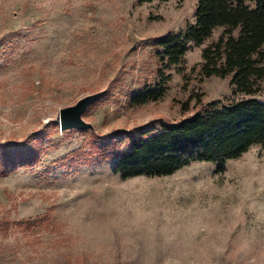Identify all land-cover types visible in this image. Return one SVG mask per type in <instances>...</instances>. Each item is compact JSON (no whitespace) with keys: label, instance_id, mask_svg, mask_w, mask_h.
I'll return each instance as SVG.
<instances>
[{"label":"rangeland","instance_id":"374dc122","mask_svg":"<svg viewBox=\"0 0 264 264\" xmlns=\"http://www.w3.org/2000/svg\"><path fill=\"white\" fill-rule=\"evenodd\" d=\"M196 5L0 0V158L36 156L15 167L0 160V264H264L263 142L222 170L193 160L171 174L123 177L115 158L96 160L95 143L115 130L122 133L109 147L118 151L126 133L209 102L264 101V77L246 94L230 76L200 73L202 49L223 27L162 66L156 41L194 23ZM160 67L169 76L164 94L129 102L155 85ZM104 87L84 113L97 132H61L59 108Z\"/></svg>","mask_w":264,"mask_h":264},{"label":"trees","instance_id":"16d2710c","mask_svg":"<svg viewBox=\"0 0 264 264\" xmlns=\"http://www.w3.org/2000/svg\"><path fill=\"white\" fill-rule=\"evenodd\" d=\"M146 1L152 0H139ZM195 15L194 23L170 30L156 41L162 66L178 64L190 42L200 44L215 28L223 27L219 36L203 47L200 73L203 77L230 76L235 91L257 92L264 77V0H197ZM163 70L159 68L155 85L146 84L132 93L129 102L161 97L169 79ZM121 133L110 132L94 146L96 160L115 158L113 171L123 177L171 174L193 160L216 162L222 170L228 159L240 156L254 143H264V101L243 97L220 106L212 101L182 119L164 122L158 129H134L126 133L123 149H110ZM0 146L6 150V145ZM33 154H7L0 160L10 167L30 165L36 160ZM72 154L78 155L76 150Z\"/></svg>","mask_w":264,"mask_h":264},{"label":"water","instance_id":"95a60500","mask_svg":"<svg viewBox=\"0 0 264 264\" xmlns=\"http://www.w3.org/2000/svg\"><path fill=\"white\" fill-rule=\"evenodd\" d=\"M107 87L81 95L74 103L63 105L59 108L58 124L61 132L74 129H89L96 133L97 129L93 122L84 116L87 108L98 100Z\"/></svg>","mask_w":264,"mask_h":264}]
</instances>
